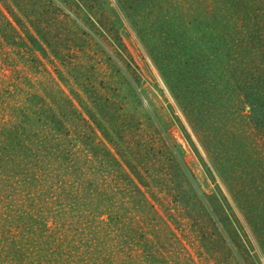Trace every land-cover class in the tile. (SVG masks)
<instances>
[{
	"label": "rangeland",
	"instance_id": "rangeland-1",
	"mask_svg": "<svg viewBox=\"0 0 264 264\" xmlns=\"http://www.w3.org/2000/svg\"><path fill=\"white\" fill-rule=\"evenodd\" d=\"M155 1L144 3L153 15L161 10ZM126 2L0 0V128L47 105L57 110L54 127L33 117V129L59 137L47 157L30 141L23 165L13 162L18 156L0 162V234L25 242L36 264H264L234 197L242 188L208 154L224 149L227 128L231 144L241 132L255 135L244 92L217 74L182 99L179 63L158 62L164 34L150 21L153 34L140 35ZM174 21L189 31L187 53L205 61L204 24L194 30L190 17ZM252 151L263 165L264 146ZM239 231L249 251H241ZM1 249L0 260L11 257Z\"/></svg>",
	"mask_w": 264,
	"mask_h": 264
},
{
	"label": "trees",
	"instance_id": "trees-1",
	"mask_svg": "<svg viewBox=\"0 0 264 264\" xmlns=\"http://www.w3.org/2000/svg\"><path fill=\"white\" fill-rule=\"evenodd\" d=\"M146 1L127 0L126 3L130 10L135 11L133 12L135 13L133 24L143 37L150 38L148 34H153V31L145 24L150 21L153 22L152 26H157L161 30L160 33L164 34L163 37L167 42H164L166 49L163 50L164 55L160 54L163 58L158 60V54L151 50L152 57L165 68H170L171 59H174V63H179L180 71H178L176 85L180 87L178 93L182 99L189 102L187 98L190 97V91L195 92L194 88L198 85L207 84V76L216 79L217 74L222 76L223 82L226 79L225 83L228 86L234 82L237 83L235 85L239 86L245 94L247 100L245 104L252 111L248 115L249 126L254 129L255 135L251 131L248 136H245V132H241L231 144L232 133L227 128L224 137L230 136V138L224 140V149L214 148L213 153L208 150V154L221 176L232 187L239 185L242 188L240 191L234 190V197L238 207L245 213L252 231L264 247V163L262 165L260 159L258 161L252 151L264 146V142L262 144L257 142L259 137V142L264 141V0H184L187 4L185 14L181 13L185 4H178L179 0H157V5L159 8L161 7V10L154 15L148 13L147 8H144L151 4V2L144 4ZM153 1V4H156V1ZM198 13L201 15V20L198 18ZM181 16L192 19L191 27L194 30L203 27L204 24L207 36L204 40L207 39V47H205L206 43L200 44L199 47L208 50L205 54L207 57L205 61L196 57L194 53L191 55L187 53L190 48V45L187 44V41L190 40L189 31L180 32L182 28L180 26L176 28L177 25L174 21L180 19ZM31 40L34 47L44 50L39 40L33 37ZM160 51H162L161 47ZM172 53L175 54L174 58L170 56ZM175 75L177 76V73ZM233 79H235L234 82ZM213 82V86H219L218 80ZM224 87L226 86L224 85ZM204 91V88L200 86L197 97H193V100L196 101L198 98L201 102L200 97ZM28 108L32 116L28 114L29 116L25 117L23 114L21 122L15 125L10 121L11 126L9 120H4L5 122L0 128V162L3 164H5V159L11 161L10 157L12 156H18L13 162L18 161L19 164L25 159L23 158L24 154L31 156L30 141L38 143L40 157L44 154L47 157L48 153L54 150L51 144L59 137L52 138L47 134H39L41 131L36 133L37 131L33 129L36 126L31 123V119L34 117L33 120L39 122L38 124L43 118L46 120L44 123L51 122L56 117L57 110L47 105H33ZM11 109L16 112L24 110L25 107L20 109L13 106ZM190 109L192 111L190 113L198 119L200 113L197 114L196 108ZM223 113L226 114L223 119L232 120L233 112L225 110ZM204 115L205 117L208 115L207 111ZM51 123L54 127V122ZM198 123L205 124L201 116ZM206 125L208 124L206 123ZM26 126L32 129L30 133L26 132L25 135H22ZM211 126L210 129L213 130L214 125ZM61 129H55V132L59 133ZM254 136L257 137V141ZM24 149H27L26 153H24ZM239 232L240 237L237 239V243L241 246V251L247 249L249 251L248 244H241L244 235L241 231ZM12 237L15 236L6 233V231L4 234H0V243L3 244V248H0L1 254L11 255V257L2 255L0 264H36L39 260L36 255L32 256L30 251L24 248L26 243L18 242L17 239L13 242ZM239 254L242 256L241 253ZM39 259L41 261V258Z\"/></svg>",
	"mask_w": 264,
	"mask_h": 264
}]
</instances>
